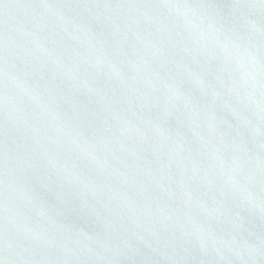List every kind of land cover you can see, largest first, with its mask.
<instances>
[{
	"label": "water",
	"instance_id": "water-1",
	"mask_svg": "<svg viewBox=\"0 0 264 264\" xmlns=\"http://www.w3.org/2000/svg\"><path fill=\"white\" fill-rule=\"evenodd\" d=\"M0 264H264V0H0Z\"/></svg>",
	"mask_w": 264,
	"mask_h": 264
}]
</instances>
